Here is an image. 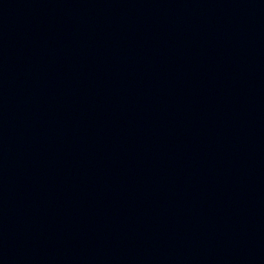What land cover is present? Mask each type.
Returning <instances> with one entry per match:
<instances>
[{"label":"water","instance_id":"water-1","mask_svg":"<svg viewBox=\"0 0 264 264\" xmlns=\"http://www.w3.org/2000/svg\"><path fill=\"white\" fill-rule=\"evenodd\" d=\"M0 264H264V0H0Z\"/></svg>","mask_w":264,"mask_h":264}]
</instances>
